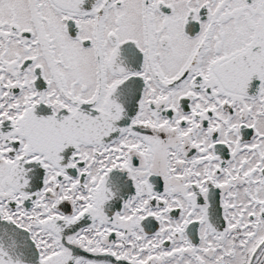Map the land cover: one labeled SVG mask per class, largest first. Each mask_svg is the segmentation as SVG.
<instances>
[{"label":"snow or ice","instance_id":"1","mask_svg":"<svg viewBox=\"0 0 264 264\" xmlns=\"http://www.w3.org/2000/svg\"><path fill=\"white\" fill-rule=\"evenodd\" d=\"M0 264H264V0H0Z\"/></svg>","mask_w":264,"mask_h":264}]
</instances>
